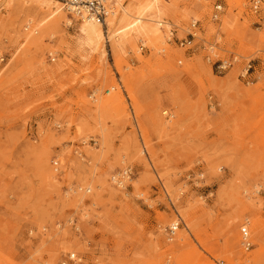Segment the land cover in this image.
<instances>
[{
    "label": "rangeland",
    "instance_id": "rangeland-1",
    "mask_svg": "<svg viewBox=\"0 0 264 264\" xmlns=\"http://www.w3.org/2000/svg\"><path fill=\"white\" fill-rule=\"evenodd\" d=\"M38 1L50 5L39 10ZM179 1L162 2L170 34L159 52L153 54L147 46L139 50L145 64L130 51L119 67L107 46L105 60L97 53L81 60L67 51L65 43L80 21L65 8L70 26L55 27V16L49 19L55 5L64 7L63 0H0V51L5 55L0 66V262L42 264L56 254L51 264H58L69 252L84 253L83 245L87 264H107L104 252L131 263L139 247L150 249L159 242L152 254L144 252L143 264H176L179 252L187 255L186 264H240L241 252L264 264V226L262 243L251 229L248 251L236 238L227 248L215 236L238 212L252 225L253 212L243 210L247 203L259 209L264 223V27L255 24L264 20V7L254 15L249 0H218L222 13L213 21V0H208L205 20L211 29L199 21L192 40V20L181 24L173 19L184 7ZM45 18L38 34L18 49L24 27ZM185 39L192 44L179 47ZM231 53L240 61L222 74L206 60L207 55L215 60ZM248 60H253L254 71L243 79L239 72ZM129 73L136 75L132 94L123 86ZM114 94L122 98L120 112L95 108ZM151 106L163 128L146 122ZM102 128L105 139L98 132ZM125 144L129 159L119 164L116 154ZM134 146L145 148L142 161L133 155ZM256 150L262 156L251 162L247 155ZM78 151L85 161H79ZM126 168L130 180L117 189L109 179ZM43 169L54 176L52 185L44 181ZM103 177L110 186L101 192L91 181ZM168 185L181 189L179 201ZM76 194L83 195V211L72 205ZM188 207H194L199 229L221 249L217 258L195 235L180 249H168L167 228ZM77 225L80 232L75 234ZM181 230H186L183 224L177 233ZM55 233L57 238L41 246L42 237Z\"/></svg>",
    "mask_w": 264,
    "mask_h": 264
},
{
    "label": "bare ground",
    "instance_id": "bare-ground-1",
    "mask_svg": "<svg viewBox=\"0 0 264 264\" xmlns=\"http://www.w3.org/2000/svg\"><path fill=\"white\" fill-rule=\"evenodd\" d=\"M126 0H113L111 3V14L107 19L105 20V26L96 22L95 20H82L79 22V24L76 26L75 31L73 35L69 38V42L65 43V47L67 48L68 52H71L72 55H75L77 58L81 60L88 59L91 54L97 53L99 55L100 60H105V57L107 55V52L105 50L106 46L109 48V51L111 52V55H113L116 58V61L118 63V66L120 67V63L125 55L129 53L130 51H134L135 54H138V60L140 63H145L146 61H143L139 57V47H137V44L140 43L141 46H147L151 50H153V54H157L159 50L162 48V45H164V36L170 34L169 30V23L165 22L163 20V16L167 14V11L162 7L163 0H128L125 4ZM180 4L184 5L183 9L180 11H175L173 16L175 18V23H183L188 19H191L192 22L194 21H201L205 22L206 28L211 29V26L207 25V21L205 20L207 15V2L208 0H180ZM229 3H232L233 0H228ZM214 3V0H213ZM250 4V1H249ZM50 4L49 2L45 1H38L37 8L39 10H44L45 7H48ZM213 5V4H212ZM222 6V5H221ZM264 7V1L262 0L261 6L258 8V11H262ZM64 7L62 5H55V9L50 14L49 19L55 16L54 26L58 27L60 25L64 26H70L71 25V19L67 17V14L63 12ZM63 12V13H62ZM258 12V13H259ZM253 13V12H252ZM255 15V14H254ZM257 15V14H256ZM219 20V19H218ZM216 20V21H218ZM48 21V18L42 19L40 22L37 23V25L32 26L30 28V25L24 27L26 33H22L23 41L19 45L18 49L21 48L24 43L28 42L30 38L34 35H37L40 27H42L46 22ZM264 40V37L261 38ZM34 44V43H31ZM36 45V44H35ZM138 49V50H137ZM236 56L238 57L236 59ZM230 57H234L236 63L240 61V57L236 53H231L228 57H222L217 58V60H226ZM253 61V60H248ZM5 63V62H4ZM235 63V64H236ZM147 64V63H145ZM244 66L240 69V72ZM249 79V78H248ZM136 75L134 73H129L126 75L124 79V87L129 93H133V84H136ZM218 86V84H217ZM120 88L122 87V84H120ZM113 89V88H112ZM124 89V88H123ZM125 91V90H122ZM109 92V91H108ZM245 94H249L248 91H245ZM128 98V97H127ZM158 101V100H157ZM122 103V98L118 94H114L112 97H106L105 99H102L98 104L95 105V108L98 111L106 110L107 108L113 109V111H121L120 105ZM119 105L118 107H115L116 105ZM153 110V111H152ZM163 115L168 116L167 112L163 111ZM132 119L137 124L133 112H132ZM172 117V115H170ZM146 122H151V124L158 128H163V123L155 117L154 109L153 107L147 108V114H146ZM137 126V125H136ZM100 135L106 138V131L102 128L100 129ZM141 137V136H140ZM142 141V140H141ZM102 145H105L104 141H102ZM264 149V146L262 147ZM145 148H142V150H138L135 146L133 147V155L137 157L138 161H142L144 159L145 155ZM129 145L125 144L121 151H119L117 155V161H119V164H125V160L129 159ZM77 157L80 158L79 161H85V156L78 151L76 153ZM262 156V153L259 151H250L247 155V158L251 161L252 159L256 161L257 159H260ZM61 161V164L63 165V156L58 157ZM252 158V159H251ZM208 160L207 162H209ZM39 163L43 164V159L40 160L39 157ZM55 171H58V163H54ZM130 168L123 169L116 175H122V173L129 171ZM209 170L213 172L214 167L213 165H210ZM44 181L48 182L50 185H52V179L54 178L51 173L43 169L42 171ZM119 175V176H120ZM114 175L111 176L109 179L112 185L114 184L115 178ZM201 176V175H200ZM93 177V176H92ZM169 184V183H168ZM91 185L93 188H101V192L108 188L110 185L107 183V179L105 177L99 178L95 181H91ZM169 185H172L171 183ZM167 188H170L171 195L174 198V201L180 200V195L182 194L180 192L181 189L179 188H173L169 186ZM166 186V185H164ZM163 186L165 190V194L167 197H169L165 187ZM117 189H124L126 188V184L124 183L121 186H116ZM227 191V189H225ZM89 189H85L84 193H89ZM224 193V194H223ZM225 195V191L220 190L219 191V197ZM83 195L82 194H76V198L74 199L72 205L74 206V209H77L78 211H83ZM240 203V201H238ZM94 204V203H92ZM194 207H188L183 213L181 214L182 217L177 213L176 221L172 222L170 226H172L174 223L177 225L183 224L185 226L186 230H181L177 233L178 230L174 231V236L169 238L170 246L168 247L169 250L172 249V251L178 250L181 247H183L185 244H187L189 241V236L195 235L198 237L201 245L203 246L204 250L212 255H217L220 248L218 250L216 249L215 243H211V240H208L209 237L205 230L199 229L200 225L199 222H201L197 218H193L194 213ZM243 210H248L253 212V223L250 224L249 220L247 218H243V212H238L233 215V217L224 225L223 228H221L219 234H215L225 240V244L227 248L232 247L235 243V238L239 240V244L242 247L244 251H248L246 247L248 244L253 246L252 244V237H251V229L254 228L257 231V242L262 243L263 241V219L261 216H259L258 208L255 207L254 204L247 203V205H244ZM204 211V210H203ZM240 211V210H239ZM207 215L206 211H204ZM47 216V215H46ZM41 222L44 220V216H41ZM83 221H86L87 214L84 213L82 215ZM44 222V221H43ZM165 222V221H161ZM178 222V223H176ZM185 223V224H184ZM174 224V225H175ZM240 226V230L238 231V238L235 235L237 225ZM173 225V226H174ZM169 226V227H170ZM168 227V228H169ZM167 228V229H168ZM241 229L245 230L246 237L241 233ZM73 231L76 233H79V227L78 225L73 229ZM81 234V233H80ZM58 234H52L49 236H44L41 239V246H43L46 242H48L52 238H57ZM113 237H117L115 233H112ZM82 237V235H81ZM80 239V237H79ZM84 237L80 239L82 240ZM154 239V237L152 238ZM168 239V238H167ZM74 244H77V241H73ZM159 245V242L154 243L151 248L146 247H139L136 252V257H133L132 262L125 261L123 259H112L109 256V253L104 252L103 256L107 260V264H139V262L142 263V256L144 252H149L152 254V251L156 250L157 246ZM117 246H120L119 244ZM83 245H80V249L82 251H85L84 253H87L86 249H82ZM119 248V247H118ZM75 250V249H74ZM145 250V251H144ZM73 253H77L78 256L81 258L82 264H87L88 258H85V254L83 252L79 251H72ZM184 252H179L177 257V263L176 264H186L187 262V255L185 257ZM195 254H193L194 256ZM215 257L217 258V256ZM56 258V254H53L50 262L46 261L42 264H51L54 262ZM192 257H190L191 259ZM240 264H257L255 259H257V256L250 257V255H247L243 252L238 254L237 256ZM189 259V260H190ZM170 257L167 258V263H169ZM192 260V259H191ZM1 261V260H0ZM216 264H220L221 261H215ZM0 264H3L0 262ZM94 264H101L99 261H96ZM143 264V263H142ZM150 264V263H149ZM228 264H232V262H229Z\"/></svg>",
    "mask_w": 264,
    "mask_h": 264
},
{
    "label": "built area",
    "instance_id": "built-area-1",
    "mask_svg": "<svg viewBox=\"0 0 264 264\" xmlns=\"http://www.w3.org/2000/svg\"><path fill=\"white\" fill-rule=\"evenodd\" d=\"M249 1H250V4H249L250 10L253 12V14L255 15L258 14L259 12L258 8L261 6L262 0H249ZM112 2L113 0H63V5H64L65 10L69 14L73 15V17H75L79 21L92 19L105 26V20L111 14V10H112L111 3ZM221 13H222L221 4L219 3L218 0H214V3L212 5V14H211L212 20L213 21L218 20ZM258 21L259 22L255 24H257L259 27H264V20L260 19ZM197 24H198L197 21L192 22L190 24V32L188 33V35L191 37L192 40L195 38L194 31L196 30ZM191 39L181 40L178 43L179 47H186V46L191 45L192 44ZM209 48L210 50L213 49L212 46H210ZM143 49H144V46H141L139 48L140 51H142ZM237 58L238 57L236 56V59ZM206 60L209 63H212V66H214L216 72L219 74L227 72L236 63L234 62L235 61L234 57H230L226 60H217V59L213 60L211 56L207 55ZM4 62H5V55L0 51V66H2ZM252 62L253 61H247L245 63L244 68L239 74L241 78L243 79L248 78V75H250V73L254 71ZM117 82L120 83L119 80ZM119 175H116V176L114 175L115 176V178L113 179L115 180V182H113L114 186H121L124 183L126 184V182L130 180L131 170L122 173V175L120 176ZM173 225L167 229V233L170 237L174 236L173 232L178 230L180 226L177 224H175L174 226ZM241 233L244 235V237H246L244 229H241ZM250 245L248 244V246L246 247L247 250L251 248ZM58 264H82V263H81V258L78 256L77 253L69 252L62 260L58 262Z\"/></svg>",
    "mask_w": 264,
    "mask_h": 264
}]
</instances>
